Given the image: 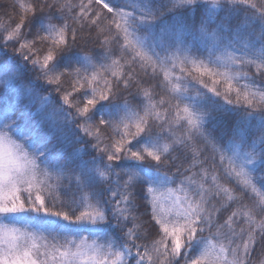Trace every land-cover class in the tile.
<instances>
[{"label":"snow or ice","instance_id":"obj_1","mask_svg":"<svg viewBox=\"0 0 264 264\" xmlns=\"http://www.w3.org/2000/svg\"><path fill=\"white\" fill-rule=\"evenodd\" d=\"M0 14V264H264V0Z\"/></svg>","mask_w":264,"mask_h":264},{"label":"trees","instance_id":"obj_2","mask_svg":"<svg viewBox=\"0 0 264 264\" xmlns=\"http://www.w3.org/2000/svg\"><path fill=\"white\" fill-rule=\"evenodd\" d=\"M0 2H3V0H0ZM0 15H2V14H0Z\"/></svg>","mask_w":264,"mask_h":264}]
</instances>
